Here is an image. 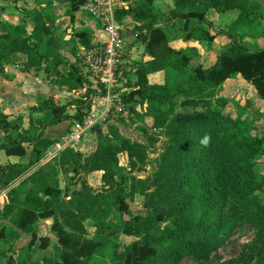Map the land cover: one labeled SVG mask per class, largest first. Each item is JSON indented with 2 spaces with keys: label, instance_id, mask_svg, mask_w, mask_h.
<instances>
[{
  "label": "trees",
  "instance_id": "trees-1",
  "mask_svg": "<svg viewBox=\"0 0 264 264\" xmlns=\"http://www.w3.org/2000/svg\"><path fill=\"white\" fill-rule=\"evenodd\" d=\"M56 1L69 6L72 21L86 3ZM159 2L138 0L118 14L120 22L129 18L139 24L133 35H144L151 58L135 64L136 81L129 79L128 84L133 91L124 100L132 116L139 106L151 109L152 123L142 122L140 128L152 133L147 137L151 144L155 136L167 141L157 172L147 180L132 176L138 162L146 161V146L111 125L107 132L102 126L92 131L98 145L88 157L70 146L50 157L58 140L47 137L46 129L82 122L88 109L82 98L74 116L69 115L73 104L39 100L30 109L28 127L23 118L11 120L0 110V151L23 161L0 165V264H180L184 258L213 264V254L245 222L254 228L256 241L221 264H264V135H258L257 119L247 114L246 106H236V115L230 116L226 110L231 101L220 96L228 80L241 77L264 101V48L251 50L244 42L264 40V5L259 0H173V6ZM211 10L239 16L227 31L215 33L207 19ZM55 22L52 15L36 12L32 31L16 26L15 37L0 25V75L24 56L22 72L45 73L60 89L73 93L87 83L78 64L64 63ZM220 35L230 44L209 68L192 65L195 50L168 46L169 39L201 44ZM76 37L82 46L92 47L89 33L78 31ZM65 66L70 67L67 74L61 71ZM157 73L164 76L162 91L148 95L144 89ZM35 114L41 117L34 120ZM116 121L126 125L123 118ZM124 155L130 170L120 163ZM98 172L103 174V192L96 194L88 184L75 191L62 187L61 174ZM137 197L144 199L145 216H133L129 202ZM48 220L57 238L53 247L52 240L40 237V224ZM87 224L96 230L93 237ZM24 235L28 244L16 249ZM121 236L136 240L122 250Z\"/></svg>",
  "mask_w": 264,
  "mask_h": 264
},
{
  "label": "rangeland",
  "instance_id": "rangeland-1",
  "mask_svg": "<svg viewBox=\"0 0 264 264\" xmlns=\"http://www.w3.org/2000/svg\"><path fill=\"white\" fill-rule=\"evenodd\" d=\"M54 1V0H53ZM170 1V0H169ZM261 4L264 5V0H259ZM3 2V1H2ZM52 5L53 3H49ZM170 6H173V1H171ZM22 10V7L19 9ZM23 11L26 12L23 17H20V20L14 24L16 26H25L28 32H31L34 28V17L36 12H44L45 14H48V12H51L50 10H38L37 7L34 8L32 11H29L27 9H23ZM214 14H217L215 11H212L210 16H208V20H213L216 23V27H214V32L218 33L221 30L225 29L226 26L230 25L234 20L238 17V12H228L226 14H219L216 15L214 18ZM0 25H5L3 23H0ZM6 26V25H5ZM15 25H11L10 28L7 29L8 33L13 35L15 37ZM262 26V25H261ZM77 31L74 32V36L72 37L71 41L68 42L66 45L65 43H60L59 52L61 56L67 58V52H69L72 56L76 57L77 49L76 45L73 44L76 37ZM259 34H261L259 32ZM260 37L256 38H246L244 39V42L247 44V46L251 50L256 49H262L264 48V40H259ZM94 42V40H93ZM95 43V42H94ZM139 43V42H138ZM230 44L229 38L226 36H220L218 37V40L216 41L215 45L213 46L214 50L216 51V58L218 55L221 54V52L224 51L225 48ZM45 47H42V50H44ZM45 52V50L43 51ZM206 62L204 63L205 68L211 67L214 62L216 61V58L214 59L213 56L215 55L210 52V50L206 49ZM132 56V55H131ZM212 56V58H211ZM64 57V58H65ZM65 58V59H66ZM214 61V62H213ZM25 62L24 56H18V60L14 64V66L17 69L22 68ZM62 70L64 71V67H62ZM42 78L44 79L47 88L49 90H54L55 95L52 94L51 91H48L47 93H51V98L53 97L55 99V104L59 106H64L68 104H73V108L69 111L70 116H74L77 114L78 110L82 105L78 102V97L73 98L70 94L71 92L68 89H60L55 85L56 79L49 77L47 74L42 73ZM230 87L227 85L220 90V96L227 98L231 101V104L226 110V114L230 116L236 115V106H243L248 108L247 114L251 116L253 120H256L255 126L259 130V136L264 135V102L258 97L256 90L254 87H252L250 84H247L244 82V80L240 77L234 78L233 81L229 84ZM50 98V97H49ZM37 116V115H36ZM152 117L151 115V109H149L148 105L138 107L130 118H123L126 125H124L125 128L128 130H122V132L129 136V139H131L134 143H139L143 146H146V161L144 163L138 162V167L136 171H134L133 175L136 179L139 180H147L148 178H152L155 173L158 170L157 167V160L159 159V156L164 152V148L166 147V139L154 137L155 141L153 144L149 142L147 139L148 136H153L152 133H144L140 130V128L143 126L142 122H146L148 124H151L152 121L150 120ZM38 118L35 117L34 120H37ZM132 120H135L136 124L131 125ZM74 120H71V123H73ZM30 124V118L27 122H24L25 127H28ZM67 125L65 123L60 124L59 129L56 133L64 132L65 134L62 135L61 138H63L66 133L70 130L71 127H68L67 131H64L66 129ZM119 129V128H118ZM108 128H104V132H107ZM154 134V133H153ZM98 145V140L95 134L92 132L89 135H87L84 139V142L79 146V149L81 151V156L83 158L88 157L91 153H93ZM50 156V155H49ZM51 157V156H50ZM0 158L3 159V161L9 160L10 157H8L4 152H0ZM120 163L122 166L126 167L127 170H130V164H129V158L124 155L120 157ZM7 165H4L3 167H6ZM262 170L264 171V167L262 166ZM90 176V175H89ZM88 175H75L73 173H70L66 175V173L61 174V182L62 187L70 186L72 191H75L77 189L81 190V184H88ZM89 184L88 185L92 191H94L96 194L98 192L105 191V187L99 183V176H94L89 178ZM99 186H101L99 188ZM98 188V189H97ZM107 189V188H106ZM154 191V190H153ZM131 211L133 213L134 217L137 216H145L146 215V209L144 207V199L141 197H137L134 202H129ZM127 220H130V217H126ZM5 224L9 225L8 221H4ZM53 222L51 220L43 221L40 224V237L42 238H48L52 240L51 246L53 247L54 244H57V238L54 237L50 233V228L52 227ZM88 229V236L93 237L96 230L94 227H91L90 224H87ZM257 235L254 230V228L247 222L243 223L235 232L234 236L231 238V240L224 244L218 251H216L211 260L213 264H221L225 261H228L232 258L238 257V255L241 253L243 248L247 245L252 244L254 241H256ZM28 236H23L22 239L17 241L16 249H20L21 247L25 246L29 242ZM136 239L133 237H127V236H121L120 243H122V250L133 243ZM39 244V243H38ZM51 257H54V248L50 250ZM38 264H45L43 261H41ZM180 264H197L190 258H184Z\"/></svg>",
  "mask_w": 264,
  "mask_h": 264
},
{
  "label": "crops",
  "instance_id": "crops-1",
  "mask_svg": "<svg viewBox=\"0 0 264 264\" xmlns=\"http://www.w3.org/2000/svg\"><path fill=\"white\" fill-rule=\"evenodd\" d=\"M2 1L3 0H0V23L5 24L6 27L8 28L12 24L16 26V24L14 23L18 22L20 20V17H23L24 14H26V12L23 11V9L32 11L34 8L37 7L38 10L47 9L51 11V12H48V14L52 15V17L55 18V21H56L54 25V27L56 28L55 36L57 37L60 43L62 44L65 43L66 45L68 42H70L72 37L74 36L75 31L77 32L85 31L89 33L91 40H94V42L103 40V33L100 29V26L82 9L80 10V12L73 14L74 21H72L71 17L69 16V11H68L69 6L65 3H61L56 0L54 1L53 0H20L17 3H9V2H5V1L2 2ZM137 1L138 0H133L130 3H126L127 5L125 9L129 10V7L134 6ZM171 1L173 0H170V1L160 0L159 4H161L162 2H165L167 6H169ZM51 2L53 3L52 5L49 4ZM21 7H22V10H19ZM212 11L214 10H211L208 13L207 19H208V16H210V14L212 13ZM43 14H45V11L43 12ZM216 15H219V13L214 14V18L216 17ZM209 21L214 25V27H216V23L214 22V19L209 20ZM124 23L128 26V29H129L127 31L128 33L127 35L135 37V35H133V30L136 26H139V24H136L132 19H129V18L126 19ZM230 25L226 26V28L221 30L220 32L227 31ZM139 35L141 36V38L144 36L141 33ZM141 38L134 39L131 50L128 49V45H127L126 53L128 54V59L133 60L132 68L133 67L135 68V64L139 65L141 63L142 64L147 63L151 59L145 52L146 45L142 42ZM217 40H218V37L213 43H201L200 44L197 42H184L180 39L179 40L169 39L168 46L169 48L175 51H185V50H191V49L195 50L197 52V56L193 60L192 65L204 66V63L206 62V58H207L206 49L210 50V52H212L215 55V57L213 56L214 59L216 58L217 53L214 50L213 46L215 45ZM73 44L76 45V49H77L79 41L75 39ZM66 54H67V58L65 57V54H64V57L66 58L64 62L65 64L67 63V61L71 65L77 64L75 61V56H72L69 52H67ZM61 71L63 73L66 72L67 74L70 71V67L65 66L64 71L62 70V68H61ZM128 75H129L130 80L134 82L136 81L134 73L133 74L130 73ZM163 77H164L163 73H157L150 77V83L144 89L148 95H151L155 91H160V92L162 91ZM232 81L233 79L228 80L222 88H224L226 85L230 87L229 84ZM48 91H51L52 94L54 93L53 95L57 93L54 90L52 89L49 90V88H47L46 83L44 79L42 78V72L38 74H36L34 71L22 72L20 69H17L14 65H10V66L7 65L5 67L4 74L0 75V110L4 114L9 116L11 120L21 117L23 118L24 122H27L31 116L30 109L37 106L39 100L49 99V97L51 98L50 96L51 93L50 94L47 93ZM70 95L73 98H76V96L73 93H71ZM35 117L39 119L41 115L35 114L33 115V118ZM63 123L67 125L66 129L64 130V131H67L68 127H70L71 121L63 122ZM111 126L119 128L121 134L129 138L128 135L122 132V130L124 129L128 130V129L125 128L124 125H122L118 121L113 122ZM59 127H60V124L56 128H48L45 131V134L47 137L58 140V143L56 144V146L51 150L50 152L51 154H55V152L57 151V145L62 143L63 138L66 137L67 133L69 132L68 131L66 135L63 138H61L62 135H64L65 133L64 132H61L59 134L56 133ZM78 151H79V148H78ZM22 162L23 161L18 157H10L9 160L7 161H3V159L0 158L1 166L20 164ZM97 175L99 176V183L103 185L102 184V176H103L102 172L94 173L90 176L88 175L89 176L88 185H90L89 178L97 176ZM100 187L101 186H99V188ZM2 208H3V205L0 204V210H2Z\"/></svg>",
  "mask_w": 264,
  "mask_h": 264
},
{
  "label": "built area",
  "instance_id": "built-area-1",
  "mask_svg": "<svg viewBox=\"0 0 264 264\" xmlns=\"http://www.w3.org/2000/svg\"><path fill=\"white\" fill-rule=\"evenodd\" d=\"M126 5L123 0H86L82 7L100 26L103 40L93 42L91 48L80 43L77 46L75 61L88 81L73 94L84 99L88 109L82 122L70 124L69 132L57 145L55 154L50 153L51 157L69 146L79 148L97 127L105 128L117 118L131 117L124 97L133 91L128 87V74H135L136 69L132 68L133 60H129L126 53L128 26L118 19ZM135 38L141 36L136 34Z\"/></svg>",
  "mask_w": 264,
  "mask_h": 264
},
{
  "label": "water",
  "instance_id": "water-1",
  "mask_svg": "<svg viewBox=\"0 0 264 264\" xmlns=\"http://www.w3.org/2000/svg\"><path fill=\"white\" fill-rule=\"evenodd\" d=\"M126 38H127V43H128V49L131 50L135 37L126 35ZM73 149L78 152L77 147H73Z\"/></svg>",
  "mask_w": 264,
  "mask_h": 264
}]
</instances>
